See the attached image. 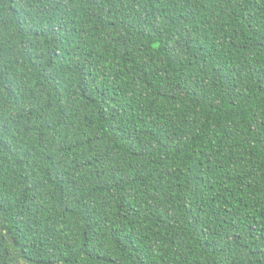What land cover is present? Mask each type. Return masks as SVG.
<instances>
[{"label":"trees","instance_id":"obj_1","mask_svg":"<svg viewBox=\"0 0 264 264\" xmlns=\"http://www.w3.org/2000/svg\"><path fill=\"white\" fill-rule=\"evenodd\" d=\"M0 264H264V0H0Z\"/></svg>","mask_w":264,"mask_h":264}]
</instances>
